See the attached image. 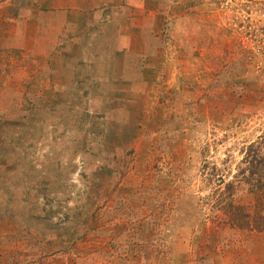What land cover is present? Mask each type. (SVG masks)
Returning a JSON list of instances; mask_svg holds the SVG:
<instances>
[{
	"label": "rangeland",
	"instance_id": "374dc122",
	"mask_svg": "<svg viewBox=\"0 0 264 264\" xmlns=\"http://www.w3.org/2000/svg\"><path fill=\"white\" fill-rule=\"evenodd\" d=\"M253 145L264 0H0V264H264Z\"/></svg>",
	"mask_w": 264,
	"mask_h": 264
},
{
	"label": "trees",
	"instance_id": "16d2710c",
	"mask_svg": "<svg viewBox=\"0 0 264 264\" xmlns=\"http://www.w3.org/2000/svg\"><path fill=\"white\" fill-rule=\"evenodd\" d=\"M248 151L249 159L247 161L252 168L250 174L252 180L255 181V183L252 184L255 189L251 192L257 196L258 201H264V156L262 157V154H260V148L258 146L253 145ZM226 213L233 226L249 227L252 215L246 212L242 207L228 204L226 206ZM261 225V228L264 230V223L255 226L254 229H259Z\"/></svg>",
	"mask_w": 264,
	"mask_h": 264
}]
</instances>
